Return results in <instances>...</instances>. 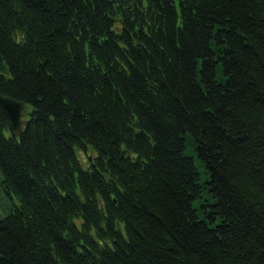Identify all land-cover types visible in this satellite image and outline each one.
<instances>
[{
	"label": "trees",
	"instance_id": "16d2710c",
	"mask_svg": "<svg viewBox=\"0 0 264 264\" xmlns=\"http://www.w3.org/2000/svg\"><path fill=\"white\" fill-rule=\"evenodd\" d=\"M0 93V264H264V0H0Z\"/></svg>",
	"mask_w": 264,
	"mask_h": 264
},
{
	"label": "rangeland",
	"instance_id": "374dc122",
	"mask_svg": "<svg viewBox=\"0 0 264 264\" xmlns=\"http://www.w3.org/2000/svg\"><path fill=\"white\" fill-rule=\"evenodd\" d=\"M216 79L221 80V75L219 74V71L216 73ZM26 115V114H25ZM93 151L90 148H86L85 151L76 150V155L78 159L80 160V163L82 166L86 165V159L90 156H92ZM183 154L187 156H191L194 159V164L196 165V168L199 172L198 180L201 182L204 178V173L198 163V159L195 156L194 149L192 147V143L190 142V136L188 134L185 135V147L183 149ZM203 193L206 196V193L203 191ZM12 199L7 196V194L1 189L0 187V216L4 215L8 208L10 207ZM194 206L197 204V201H193Z\"/></svg>",
	"mask_w": 264,
	"mask_h": 264
},
{
	"label": "water",
	"instance_id": "95a60500",
	"mask_svg": "<svg viewBox=\"0 0 264 264\" xmlns=\"http://www.w3.org/2000/svg\"><path fill=\"white\" fill-rule=\"evenodd\" d=\"M0 109L6 115L12 133L17 134L18 130L25 124L24 116L26 105L16 98H12L0 93Z\"/></svg>",
	"mask_w": 264,
	"mask_h": 264
}]
</instances>
